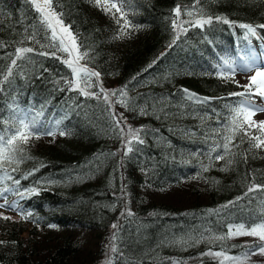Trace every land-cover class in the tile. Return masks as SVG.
Returning a JSON list of instances; mask_svg holds the SVG:
<instances>
[{
  "label": "trees",
  "instance_id": "1",
  "mask_svg": "<svg viewBox=\"0 0 264 264\" xmlns=\"http://www.w3.org/2000/svg\"><path fill=\"white\" fill-rule=\"evenodd\" d=\"M193 2L129 0L128 19L136 27L120 39L119 25L94 0H55L65 24L78 35L81 51L89 53L81 63L101 73L105 89L127 85L129 108L115 104L114 111L123 113L127 125L143 126L145 143L134 144V151L124 156L107 105L67 90L63 81L72 78L62 63L67 54L39 55L55 49L47 46L50 34L30 0H0V74L17 47L34 49L28 59L18 61L12 82L0 86V130L18 107L43 111L46 126L61 120L59 130L70 133L60 136L57 130L55 137L33 139L26 152L31 158L12 165L16 172L9 168L20 189L35 188L37 194L8 197L33 214L28 219L19 210L0 208L12 218L0 219V264H107L109 258L112 264H218L200 254L221 248L230 255L242 251L232 247L243 245L240 241L196 244L193 239L221 235L226 223L245 220L264 206V193L244 195L251 184H264V150H250L247 139L241 143L237 136L234 155L216 160V153L210 154L214 144L222 143L231 119L226 106L240 99L229 93L242 91L219 78L217 66L221 58L238 59L245 47L256 53L264 48L259 38L264 30L258 29L259 36L249 44L243 29L214 22L204 29L190 28L169 48L172 10ZM200 7L206 15L227 17L236 25L264 24V0H201ZM33 31L36 40H26ZM235 79L239 85L247 83ZM183 89L210 99L188 100ZM237 197L243 199L236 206L209 213ZM125 207L134 215L121 216ZM113 223H119V230ZM114 231L119 251L110 253Z\"/></svg>",
  "mask_w": 264,
  "mask_h": 264
},
{
  "label": "snow or ice",
  "instance_id": "2",
  "mask_svg": "<svg viewBox=\"0 0 264 264\" xmlns=\"http://www.w3.org/2000/svg\"><path fill=\"white\" fill-rule=\"evenodd\" d=\"M97 6L101 7L106 13L112 15L113 19L119 25V31L116 38L122 39L128 35L127 29L136 27L128 19L127 9L129 7V0H94ZM38 14L39 22L44 30L50 34L48 37L50 48L55 49L52 52H41L39 55L51 56L57 58V52L67 54L68 58L62 60L71 72V79H64L68 91H76L85 98H95L102 100L107 105L110 119L112 121L113 130L121 138L124 145L123 155L127 156L130 152L134 151V144H144L145 141L141 134L144 131L143 126L140 128H133L127 125L123 118V113H116L114 105L119 104L125 109L129 108V97L126 91L127 85L120 89H105L102 81L100 80L101 73L87 66L81 61L89 59L87 50L81 51V44L78 42V35L71 30V26L65 24L62 19V13L56 10L55 0H30ZM201 0H194L193 5L182 6L177 4L173 11V18L171 20L172 30L174 33L173 40L169 44V48L176 43L182 34H186L190 28L204 29L206 26L210 27L214 22L223 23L229 27L237 26L244 30L243 39L250 44V38L259 36L258 29L264 30V24L253 25L250 23H239L229 20L227 17L206 15L203 8L200 7ZM182 16H187L188 19H182ZM27 31V30H26ZM37 33L33 31L25 36L26 40L35 41ZM264 39V36L259 37ZM39 42V41H36ZM2 46V44H0ZM32 47H17L14 54H10L13 58L7 66L5 72L0 79V86L10 84L14 75V69L19 67L18 61L28 59L27 54L33 53ZM165 53H161V56ZM258 58L260 63L258 64ZM159 59V58H158ZM156 61H153L148 67L151 68ZM220 70L216 75L227 82L237 84L242 88V91L229 93V96L238 97L235 106L230 107L231 119L225 126L222 133V143H216L210 149L211 153H216V160H224L228 155H234L231 148L237 145L233 142L240 137V142L243 143L245 139L249 144V149H262L264 150V120L257 121L254 116L257 112H264V57L258 55L252 50L251 47H245L243 52L239 54L238 59L221 58V64L217 66ZM237 70L244 72H251L247 76V83L239 85L235 79ZM135 79V78H133ZM98 88V91L92 89ZM3 87H0V92H3ZM187 95L188 100H195L197 103H206L210 98H201L196 94L183 89ZM257 99L261 103H257ZM141 114H145L141 109ZM61 120L57 119L49 125H45L44 113L29 112L22 110L18 107L13 109V117L10 123L0 130V208H8L12 210H19L22 219H28L33 214L25 212L21 209L18 201H9V195L23 199L25 195L37 194V190L33 189H20L18 186L20 180L14 179L9 173L16 172L18 167H11L12 165L18 166L26 158H31L26 155L27 146L33 139H40L42 136L55 137ZM255 133V134H254ZM60 136H65L70 133L59 130ZM218 149L220 151H218ZM115 155V153H113ZM228 164L232 161L228 160ZM34 169L33 171H36ZM207 170V167L204 169ZM224 170H227L225 168ZM31 175V173H29ZM10 181L11 185L6 182ZM123 195H127L121 189ZM260 191L264 193V184H251L248 191L244 194L248 196L250 193ZM243 197H237L234 201H229L225 205H221L218 209H209V213L220 212L221 209H228L236 206ZM251 203V201H250ZM264 205V201H261ZM113 210L116 205L111 206ZM133 216L131 209L125 207V212H121V216ZM0 219L10 220V216L0 213ZM49 228H56L54 224H49ZM224 227L227 229L221 235H213L205 237L203 234L193 239V242L198 244L201 241L207 240L209 243L213 241H226L240 237H251L252 241L243 245H232L233 248H241L239 254L230 255L229 250L221 248L219 251H212L209 249L201 256H210L218 261V264H249L252 256L264 257V206L260 207L258 213L255 215L249 214V217L239 222L226 223ZM112 228L119 230V223H113ZM118 231H114L110 243L107 246L110 253H117L119 251L117 240ZM0 243H4L0 241ZM121 255H123L121 253ZM107 264H112L111 258L108 259ZM173 264H183L181 261H173Z\"/></svg>",
  "mask_w": 264,
  "mask_h": 264
},
{
  "label": "rangeland",
  "instance_id": "3",
  "mask_svg": "<svg viewBox=\"0 0 264 264\" xmlns=\"http://www.w3.org/2000/svg\"><path fill=\"white\" fill-rule=\"evenodd\" d=\"M255 53L256 51L254 49H252ZM258 55V57H264V48H261L258 50V52L256 53ZM257 63H260V59L258 58ZM251 72H244V71H240L237 72L235 77H237L241 82H248L247 81V76L251 75ZM258 104L261 103V101L259 99H257L256 101ZM29 111V110H27ZM32 112V111H29ZM254 119L257 121L260 120H264V112H257L256 115L254 116ZM6 211L11 212L12 209H8V208H4ZM96 234H94L95 236ZM85 238H90V235H84ZM231 240H235V241H240L243 244L251 242L252 238L251 237H240V238H235V239H231ZM249 264H264V257H259V256H252L251 257V261L249 262Z\"/></svg>",
  "mask_w": 264,
  "mask_h": 264
}]
</instances>
